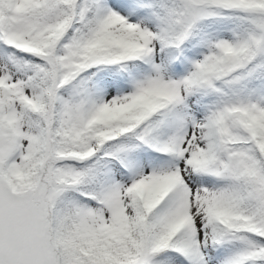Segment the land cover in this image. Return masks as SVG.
<instances>
[{
	"label": "snow or ice",
	"instance_id": "6c2138e0",
	"mask_svg": "<svg viewBox=\"0 0 264 264\" xmlns=\"http://www.w3.org/2000/svg\"><path fill=\"white\" fill-rule=\"evenodd\" d=\"M0 264H264V0H0Z\"/></svg>",
	"mask_w": 264,
	"mask_h": 264
}]
</instances>
